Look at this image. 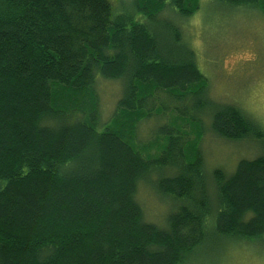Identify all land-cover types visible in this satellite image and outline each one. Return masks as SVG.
Instances as JSON below:
<instances>
[{
    "label": "trees",
    "instance_id": "trees-1",
    "mask_svg": "<svg viewBox=\"0 0 264 264\" xmlns=\"http://www.w3.org/2000/svg\"><path fill=\"white\" fill-rule=\"evenodd\" d=\"M215 1L264 16V0ZM198 4L133 0L121 11L112 0H0V264H187L206 244H264V155L230 175L214 170L211 193L199 130L184 118L165 141L137 136L165 116L162 103L191 100L195 127L209 110L214 136L264 149L258 123L209 99L180 28L168 21L164 42L151 26L167 6L188 17ZM102 79L124 82L105 121ZM164 167L157 191L178 205L159 228L136 197Z\"/></svg>",
    "mask_w": 264,
    "mask_h": 264
},
{
    "label": "rangeland",
    "instance_id": "rangeland-1",
    "mask_svg": "<svg viewBox=\"0 0 264 264\" xmlns=\"http://www.w3.org/2000/svg\"><path fill=\"white\" fill-rule=\"evenodd\" d=\"M112 2L118 10L128 11L133 0ZM168 21L180 28L183 43L194 52L195 63L208 82L209 99L214 104L238 107L264 129V16L252 8L229 7L215 0H199L198 9L188 17L172 9L168 12L167 6L157 21L151 23L164 42H168V28H165ZM96 87L101 119L105 121L116 108L124 82L102 79ZM166 103L162 104L164 108L168 107V111L160 108L165 116L154 117L139 126L138 139L144 144L153 135L157 139L165 135L159 139L165 141V132L172 121L184 118L189 126L199 130V151L211 193L214 170L230 175L239 161L264 155V149L257 140L228 141L214 136L210 130L209 110L198 114L200 126L195 127L186 114L194 115L190 111L191 100L174 106L170 101ZM168 173V167L151 170L147 178L140 181L136 197L144 220L159 228L165 227L168 214L178 205L177 201L161 195L156 188L157 180L168 176ZM187 264H264V244L256 240L248 243L229 240L218 246L206 244Z\"/></svg>",
    "mask_w": 264,
    "mask_h": 264
}]
</instances>
